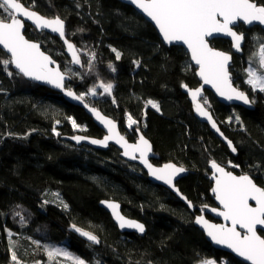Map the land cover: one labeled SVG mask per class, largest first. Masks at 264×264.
I'll use <instances>...</instances> for the list:
<instances>
[{
  "label": "trees",
  "instance_id": "1",
  "mask_svg": "<svg viewBox=\"0 0 264 264\" xmlns=\"http://www.w3.org/2000/svg\"><path fill=\"white\" fill-rule=\"evenodd\" d=\"M254 1L264 5V0ZM32 9L66 21L79 65L72 63L57 36L30 26L25 30L29 38L40 39L42 48L70 75L66 87L85 94L101 82L112 83L111 95L88 94L85 99L117 120L130 140L137 139L138 131L149 138L158 154L153 163L172 161L187 169L176 184L196 207L215 205L213 160L250 174L264 187V92L245 85V69L249 63L256 65L264 42L260 26L236 27L245 35L241 54L228 39L212 41L232 53V79L254 101V109L226 105L206 90L214 116L235 146L233 152L193 112L183 85L195 88L200 80L186 49L165 45L152 23L131 5L119 0H35ZM112 49L121 53L120 59ZM8 58L0 48V60ZM149 100L160 111L148 105ZM129 114L138 121L131 128ZM69 118L86 129L77 131ZM77 133L104 135L86 111L61 92L18 75L11 64L7 70L0 64V264L14 263L13 252L27 264H50L45 246L58 244L68 246L85 264H198L208 258L247 264L213 247L195 223L199 211H191L168 188L151 181L118 147L97 149L66 139ZM109 198L118 200L127 216L142 221L146 232L122 233L100 206ZM72 225L94 233L100 244L81 238ZM57 262L74 264L57 258L51 264Z\"/></svg>",
  "mask_w": 264,
  "mask_h": 264
},
{
  "label": "snow or ice",
  "instance_id": "2",
  "mask_svg": "<svg viewBox=\"0 0 264 264\" xmlns=\"http://www.w3.org/2000/svg\"><path fill=\"white\" fill-rule=\"evenodd\" d=\"M130 2L154 22L165 42L186 45L191 53V59L199 66L197 74L204 85H211L221 97L227 100H239L245 104L254 102L250 101L244 92L233 87L228 71L232 57L226 52L211 47L209 38H213L214 34L228 36L232 40V46L236 51H240L244 35L234 31V26L239 21H243L245 24L258 22L264 25V5L257 4L254 0H130ZM34 7L35 0H32L29 7H25L21 0H0V46L10 54L8 59L0 60V64L5 70L10 64L14 65L18 70V75L22 74L37 81H44L63 90L65 73H62L59 67H50L55 61L41 51L39 43L25 38L23 34L24 20L20 17L31 21L37 29H49L51 32L57 33L64 40L67 50L71 54L72 63L77 65L81 63L78 50L65 38V21L63 19L59 16L48 19L31 10ZM112 51L115 53L116 59H120L121 53L116 49H112ZM259 56L260 70L247 69L246 83L253 91L264 92V43L260 45ZM94 58L95 54H93ZM109 67L115 71L111 64ZM89 68H91V62ZM8 75H12V73L8 72ZM183 86L187 88V85ZM98 88L103 90V94L111 95L113 84L101 82L90 88L85 94L77 95L72 90H67L66 95L83 102L88 94L96 96ZM202 91L203 85L195 90L189 89V94L195 104V111L199 116L205 117L211 123L212 128L219 132L220 129L205 107L208 101L202 97ZM201 99L203 103L200 102ZM147 104L156 111H160L157 103L149 100ZM84 106L88 107L87 104ZM89 111L107 128L109 133L103 140L94 139L91 140V143L106 146L108 141L114 140L124 149L123 155L133 160L139 158L151 176L170 186L173 185L175 176L186 171L183 167H177L171 163L165 164L163 167H154L148 159L152 150L151 144L143 135H140L137 143L129 144L125 137L117 131V125L113 120L103 116L96 108H89ZM236 120L239 121L238 116ZM127 122L130 128L138 124V121L133 119L130 114L127 117ZM71 123L73 128L79 127L74 119L71 120ZM56 134L59 135V133ZM73 139L79 142L84 137L77 136ZM228 143L231 146L232 142L228 141ZM232 151H236L235 147H232ZM137 153L139 157H137ZM210 166L213 170L212 179L215 181L212 192L221 206L220 209L213 208L211 211L222 217L225 223H210L203 215L197 216L195 223L205 229L207 236L215 244L226 246L250 264H264V237L258 235V226H260V230H264V187L258 186L248 174L237 176L231 171H226L215 160L210 162ZM233 167H238V165H233ZM250 201H254L255 206ZM63 206L68 207L67 204ZM107 207L112 210V214L121 228H133L140 233L145 231L143 224L126 219L120 214L119 204L108 203ZM189 207H193L191 202H189ZM207 207L204 205V208ZM72 227L89 241L99 243L97 236L92 233L83 231L76 225H72ZM45 250L50 264L58 256L73 260L74 264H85L83 260L72 256L71 253L61 248L45 246ZM12 260L15 264H20L15 252L12 253ZM201 264H217V262L213 259H204Z\"/></svg>",
  "mask_w": 264,
  "mask_h": 264
},
{
  "label": "water",
  "instance_id": "3",
  "mask_svg": "<svg viewBox=\"0 0 264 264\" xmlns=\"http://www.w3.org/2000/svg\"><path fill=\"white\" fill-rule=\"evenodd\" d=\"M119 1H121V2H123V3H126V4H128V5H131V6H132V7H133L138 13H140V14H141V15H142L147 21H149L150 23H152V25H153V26L155 27V29L157 30V32H158V34H159L161 40L163 41V43H164L165 45H168V46H169V45H180V46H183V47L186 49V51L188 52V55H189V58H190L191 63H192V64L194 65V67L196 68V75H197L198 79L200 80V85H199L198 87H195V88H186V89H185V92H186V94L188 95V98H189V100H190V102H191V104H192V106H193V112H194L195 116H196L201 122L206 123V124L209 126V129H210V130H211V131H212V132H213V133H214V134H215V135H216V136H217L222 142H224V143L228 146V148L232 151V147H235L234 144H233V142L231 141V139H229V138L226 136V134H225L224 131L222 130V128H221V126H220V123L217 121L216 117L214 116L213 111H212L211 108L208 106V104L205 105V107L207 108V110H208L209 113L211 114L213 120L216 122L217 127L220 129L219 132H217L216 129L212 128L211 123H210L205 117H201V116H199V114L195 111V104H194V102H193V100H192V97H191L190 94H189V89H191V90H195L196 88H199V87H201V85H203L202 97H204V98L206 97V90H208V91L212 92V93L215 95V97H216L220 102H222V103H224V104H226V105H239V106H243V107L248 108V109H254V103L245 104V103H243V101H239V100H231V101H230V100H227V99H225L224 97H221V96L216 92V90H215L214 88L211 87V85H204L202 79H201L200 76L197 74V73L199 72V66L196 65L195 62L191 59V53L188 51L186 45H183L182 43H177V42H174V43H172V44H168L167 42H165V41L163 40V37H162V35L159 33V30H158V28L155 26L154 22H152V21L150 20V18H148L145 14L142 13V11H141L140 9H138L134 4H132V3L130 2V0H119ZM21 2H22V1H21ZM254 2H256V1H254ZM22 3H23V2H22ZM256 3H257V2H256ZM23 4H24V3H23ZM257 4H258V3H257ZM24 5H25V4H24ZM260 5H261V4H260ZM25 7H26V5H25ZM31 10H34V9H31ZM34 11H36V10H34ZM36 12H37L38 14L42 15L40 12H38V11H36ZM43 16H44V15H43ZM44 17H46V18H48V19H52V18H54V17H47V16H44ZM20 18H21L22 20H24L23 34H24L25 38L28 39L29 41L39 43V44H40V47H41V51L45 52L46 55H49V56L51 57V59H52L53 61H55V63H54L53 65H50V67H53V68H55V67H59V70H60L62 73H65L64 70H63V68H62L61 65H60V62L57 61V60H56V59H55L50 53L46 52V51L42 48V45H41V42H40V41L35 40V39H31V38H29V37L26 35V33H25V30H26V23L32 25L33 27H35V25H34L31 21H28V20H26V19L23 18V17H20ZM60 18H61V17H60ZM61 19H63V18H61ZM63 20H64V19H63ZM64 21H65V20H64ZM241 23L244 24L247 28H250V27H252V26L258 25V26H260V27L264 30V25H261V24H259L258 22H254L253 24H245L243 21H239V22H237V24L234 26V31H237L238 33H242L243 35H244V33L241 32V31H239V30L236 28V27H237L239 24H241ZM35 28H36V27H35ZM36 30H38V31H45V32H47V33H49V34H52V35L57 36L58 38H60V36H59L57 33H53V32H51L49 29H43V30H40V29H37V28H36ZM65 38H66L69 42H71L72 44H74L72 41H70V40L68 39V37H67V35H66V21H65ZM216 38H224V39H228V40H230L231 43H232L231 38L228 37V36H225V35H223V34H214V37H213V38H209V45H210L211 47H213L214 49H216V50H219V51H223V52L228 53V54L232 57V59H231L230 62H229L228 71H229V74H230V76H231V80H232L233 87H236L239 91L244 92V93L249 97L250 101H252L251 98H250V96H249L244 90H242L241 88H239V87L234 83V80L232 79V75H233V74H232V71H231V69H230L231 66H232V64H233V55H232V53L229 52V51H225V50H223V49H220V48L214 46V45L212 44V41H213L214 39H216ZM60 39H61V38H60ZM61 41L63 42V44H64V46H65V48H66V53H67V55H68L69 58L72 60V56H71V54L68 52V50H67V46H66V44L64 43V40L61 39ZM244 42H245V35H244V40L242 41V44H241V50H240V51H236V49L232 46L233 51H234L235 53L241 54L242 51H243L242 48H243ZM74 45H75V44H74ZM75 47H76V46H75ZM0 48L2 49V46H0ZM2 50H3V49H2ZM3 51H4L5 53H7L6 50H3ZM7 54H8V53H7ZM8 55L10 56V54H8ZM78 55H79V53H78ZM13 68L15 69L14 65H13ZM15 70L18 72L17 69H15ZM21 75H22V74H21ZM24 77H25V76H24ZM25 78L28 79V80H30V81H33V82H35V83H38V84H40V85H43V86H46V87L51 88V89H53V90H56V91H58V92H61V93L63 94L64 98H65L68 102H70V103H72V104H74V105H77V106H79V107H82V108L86 111V113H87V114L93 119L94 123H95L97 126H99V127L104 131V135H103L102 137L91 136V135H87V134H85V133H77V134H74V135H72V136H67V137H66L67 140L72 141V142L75 143L76 145H82V144H85V145H88V146H91V147H93V148H97V149H108L110 145H115L116 147H118V148L121 150V156H122L125 160H127V161H129V162L137 163L138 165H140V166H141V167L147 172L148 177H149V179H150L151 181H153V182H155V183H157V184H160V185H162V186L168 188L171 192H173V193H174V194H175V195H176L181 201H183V202L189 207V202H191V201L188 200V198H187V197H186V196L180 191L179 187H178L177 184H176L177 181H178L180 178L184 177L185 175H187V174L189 173V171H188L187 169H185V168L183 167L186 171H184L183 173H180V174H178L177 176H175L174 179H173V185L170 186V185L164 183V181H162V180H157L155 177L151 176V175L149 174L148 169H147V168H146V167L140 162V159H139V158L133 160V159H130L129 157L123 155L124 149H123L119 144L115 143L114 140H110V141H108L106 146L103 145V144H93V143H91V140H94V139H95V140H103V138H104L105 136H107L109 133H108L107 128H106V127H105L100 121H98V120L96 119L95 115H94L91 111H89V108H96V109H97V110H98L103 116H105V117L108 118V119L113 120V121L116 123V125H117V131L120 133V135H122V136L125 137V139L128 141L129 144H135V143H137L138 140H139L140 135H143L144 138L147 139V140L149 141V143L151 144L152 150H151V152L149 153L148 159H149V163H151L154 167H163L165 164H169V163L174 164V165H176L177 167H182V166H179V165H177L176 163H174V162H172V161L165 162V163H163V164H155V163H153V162H152V159H153V158H155V159L158 158V154L155 153V151H154V147H153V144H152L151 140H150L149 138H147V137H146L141 131H138V132H137V134H138L137 139H136L135 141H132V140H130L125 134L122 133V131L120 130L119 122H118L117 120H115V119L112 118L111 116L105 114L101 109L97 108L96 106L90 104L86 99H85L83 102H81V101H78V100L73 99L72 97L67 96V95H66V91H67V90H72L74 93H76L77 95H79L74 89H69L68 87H66V82L70 79V76H69L67 73H65L64 89H63V90H62V89H58V88L54 87L53 85H50V84H48V83H46V82H44V81H37V80L31 79V78H29V77H25ZM200 102L203 103V100L201 99ZM85 104L88 105L87 108L84 106ZM221 133H223V135H221ZM77 136H79V137H84V139H82V140H80L79 142H77L75 139H73V137H77ZM228 141H231V142H232V143H231V146L229 145ZM137 157H139V154H138V153H137ZM216 162H217V161H216ZM217 163L220 164L222 167H224L226 171H231V172H233V174H235V175H237V176L242 175V174H246V173H237V172H235V171H233V170L228 169L226 166L222 165L221 163H219V162H217ZM210 170H211L210 179L213 181V187H214V186H215V181L212 179V172H213V170L211 169V166H210ZM251 177H252V176H251ZM252 179L254 180L253 177H252ZM254 182H255L258 186H260L255 180H254ZM260 187H262V186H260ZM213 196H214V200H215L216 205H214V206H213V205H207L208 207H207V208H204V206H197V207H196V206L191 202V204L193 205V207H189V208H190L191 211H195L196 209H197L198 211H200L201 213H199L198 215H196V217H197V216H200V215H203V216L205 217V219H207L210 223H216V224L225 223V221L223 220L222 217L218 216L215 212L211 211V209H213V208H216V209H220V208H221V206H220V204H219V201H217L216 198H215V194H214V193H213ZM108 203H117V204H119V206H120V207H119V212H120V214H121L122 216H124L126 219L134 220V221H136V222H138V223L143 224V225H144V228H145V231H144L143 233H140L138 230L133 229V228H128V227L121 228V227L119 226V222H118V221L116 220V218L113 216V214H112V210H111L110 208L107 207V204H108ZM250 203H251L253 206H255L254 201H250ZM100 206L103 207V208H104V209H105V210L111 215L113 221L115 222V224L118 226L119 230H120L122 233L131 232V233H137V234H139V235H143V234L146 232V225H145L142 221H140L139 219H136V218H132V217L127 216V215L124 213L123 209H122V204H121L118 200H115V199H112V198H109V199H103V200L100 201ZM207 214L210 215L211 217H213V219L209 218V217L207 216ZM196 225H197V227H198V228L204 233L205 237H206L207 240L213 245V247H215L216 249H220V250H223V251L229 252V253L233 254L235 257H237L238 259L242 260L243 262H245V263H247V264H250V262L245 261L244 258L238 256L235 252H233L231 249L227 248L226 246L215 244V243L211 240V238L207 236V233H206L205 229H204L201 225H198V224H196ZM80 229H81V228H80ZM71 230L74 231V232H76V231L73 229V227H71ZM82 230H83V231H88V230H84V229H82ZM260 231H261V230H260V226H258V235H261L262 237H264V236L260 233ZM262 231H264V230H262ZM88 232H90V231H88ZM76 233H77L81 238H83L84 240L88 241L89 243H92V244H95V245H99V244H100V240H99L98 237H97V238H98V240H99V243H93L92 241H89L86 237L80 235V233H78V232H76ZM90 233H92V232H90ZM92 234L95 235L94 233H92ZM95 236H96V235H95ZM11 264H14V263H11Z\"/></svg>",
  "mask_w": 264,
  "mask_h": 264
},
{
  "label": "rangeland",
  "instance_id": "4",
  "mask_svg": "<svg viewBox=\"0 0 264 264\" xmlns=\"http://www.w3.org/2000/svg\"><path fill=\"white\" fill-rule=\"evenodd\" d=\"M38 31V30H37ZM39 32H45V31H39ZM47 33V32H46ZM38 40H40V39H38ZM264 43V42H263ZM65 51H66V48H65ZM259 59H260V56H259V50H258V58H257V60H256V65L255 66H253L252 64H250L249 63V65L246 67V69H245V71H246V73H247V69H249V68H253L254 70H257V71H259L260 69H259ZM72 61V60H71ZM74 64V63H73ZM64 70V69H63ZM65 73H67L66 71H64ZM68 74V73H67ZM69 75V74H68ZM70 76V75H69ZM235 78L237 79V76H235ZM248 78V77H247ZM247 78H246V80H245V85H246V88H247V90H250V91H253L252 89H251V87H250V85H248L247 83H246V81H247ZM244 83V82H243ZM239 84V85H238ZM241 83L240 82H238L237 83V85H238V87L239 88H241V86L242 85H240ZM245 90V89H244ZM101 95H103V90L102 89H97V95L96 96H101ZM92 96V95H91ZM251 98V97H250ZM207 99V98H206ZM252 100V99H251ZM207 101H208V106L209 107H211V105H210V102H209V100L207 99ZM71 120H73V118H71L70 119V121ZM77 125L79 126V127H77V128H75L77 131H79V132H82V131H84L86 128H85V126L83 125V124H78L77 123ZM211 174V173H210ZM248 175H250V174H248ZM251 176V175H250ZM253 177V176H252ZM254 178V177H253ZM255 180V179H254ZM213 182V181H212ZM260 186H262L261 184H260ZM263 187V186H262ZM212 188H213V185H212ZM215 205H216V203H215ZM214 206V205H213ZM208 215V214H207ZM55 247H58V248H61V249H63L64 251H67V252H69V253H71L72 254V256H74V257H77V258H79V259H81V260H83L80 256H78L77 255V253L76 252H74V251H72V250H70L69 248H68V246H66V245H64V244H58V245H56ZM57 259H60V260H65V261H69V262H72V263H74L73 262V260H70V259H67V258H65V257H63V256H58V257H56ZM17 259L19 260V262H20V264H27L25 261H23L22 259H20V258H18L17 257ZM208 259H213V260H216V262H217V264H226V259L225 258H222L221 260H217V259H215V258H208ZM84 261V260H83ZM85 262V261H84ZM14 264H15V262H14ZM198 264H201V261L198 263Z\"/></svg>",
  "mask_w": 264,
  "mask_h": 264
},
{
  "label": "flooded vegetation",
  "instance_id": "5",
  "mask_svg": "<svg viewBox=\"0 0 264 264\" xmlns=\"http://www.w3.org/2000/svg\"><path fill=\"white\" fill-rule=\"evenodd\" d=\"M26 5V4H25ZM26 7H29L28 5H26ZM27 26H30L31 28H34V29H36L35 27H33L32 25H30V24H28V23H26V28H27ZM212 93V92H211ZM214 95V94H213ZM215 96V95H214ZM199 213H201L200 211H199ZM199 213H197V215L199 214Z\"/></svg>",
  "mask_w": 264,
  "mask_h": 264
}]
</instances>
